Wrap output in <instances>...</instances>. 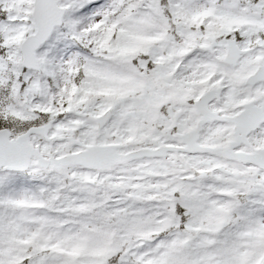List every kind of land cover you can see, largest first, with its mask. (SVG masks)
<instances>
[{
  "label": "snow or ice",
  "instance_id": "obj_1",
  "mask_svg": "<svg viewBox=\"0 0 264 264\" xmlns=\"http://www.w3.org/2000/svg\"><path fill=\"white\" fill-rule=\"evenodd\" d=\"M0 264H264V0H0Z\"/></svg>",
  "mask_w": 264,
  "mask_h": 264
}]
</instances>
